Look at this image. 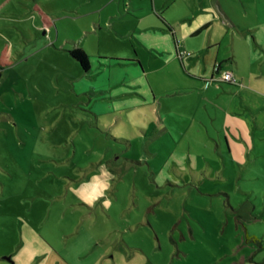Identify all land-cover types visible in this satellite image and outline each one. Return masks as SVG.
<instances>
[{"label": "rangeland", "instance_id": "rangeland-1", "mask_svg": "<svg viewBox=\"0 0 264 264\" xmlns=\"http://www.w3.org/2000/svg\"><path fill=\"white\" fill-rule=\"evenodd\" d=\"M35 4L53 18L46 32ZM81 6L0 0V52L7 44L11 62L0 77V251H16V264H70L72 243L84 252L89 241L108 256L88 264H264V160L215 159L204 135L188 142L157 110L121 111L124 123L96 112L85 81L83 93L74 89L68 51L78 43L92 61L117 50L84 33L95 16H80ZM152 117L158 132L146 139L137 125ZM130 126L140 137L128 146L118 138L134 139ZM209 164L214 178L204 177ZM22 238L39 249L34 261L17 251Z\"/></svg>", "mask_w": 264, "mask_h": 264}, {"label": "crops", "instance_id": "crops-1", "mask_svg": "<svg viewBox=\"0 0 264 264\" xmlns=\"http://www.w3.org/2000/svg\"><path fill=\"white\" fill-rule=\"evenodd\" d=\"M81 4L86 9L80 16H95L84 33H96L117 50L110 54L99 49L88 71L68 51V62L77 71L74 89L83 93L87 88L96 112L119 123L123 122L121 111L132 115L134 108L146 107L153 114L157 110L167 128L170 121H178L188 142L195 144L204 135L215 159L231 155L234 160L237 152L235 158L246 163L254 155L264 160V0H81ZM49 16L52 25L47 28L39 18L45 32L54 25ZM56 44L55 39L51 45ZM218 66L234 72L239 83L216 82ZM79 79L88 87L78 84ZM104 98H119L123 106L98 102ZM179 98L187 103L184 111L177 109H182ZM173 99L177 100L173 103ZM152 118L137 125L146 139L158 132L157 120ZM205 128L214 136L209 141ZM130 130L134 139L125 131L118 138L128 146L140 137L135 127ZM179 165L175 159L172 166ZM206 168L193 171L204 170V177L214 178L217 171L211 164ZM109 172L105 170L107 179L115 176L112 169ZM21 225L24 230L23 219ZM26 228L31 230L28 224ZM72 246L64 255L70 264L108 256L103 249L90 252L94 245L89 241L84 252ZM17 251L31 261L39 254L23 238ZM0 259L8 260L6 264L19 261L14 250L0 251Z\"/></svg>", "mask_w": 264, "mask_h": 264}, {"label": "trees", "instance_id": "trees-1", "mask_svg": "<svg viewBox=\"0 0 264 264\" xmlns=\"http://www.w3.org/2000/svg\"><path fill=\"white\" fill-rule=\"evenodd\" d=\"M33 10L38 13V16L40 18V21L42 23V26L44 28H47L49 26L52 25V21L51 18L49 16V14L44 11L38 4H35L33 6ZM71 55L80 62V64L82 65V67L84 68V70L88 71L90 69V59L88 54L81 48V47H75L73 49L70 50ZM8 45L5 44L0 52V69H5L6 67H8L9 65H11V62L8 59ZM116 60H120V59H116ZM183 64L185 65V60L184 58H181ZM218 69H220V67L218 66ZM0 77H1V71H0ZM216 82H219L215 79ZM230 83V82H229ZM249 239L252 238L254 240H257L256 236H251L248 235L247 236Z\"/></svg>", "mask_w": 264, "mask_h": 264}, {"label": "built area", "instance_id": "built-area-1", "mask_svg": "<svg viewBox=\"0 0 264 264\" xmlns=\"http://www.w3.org/2000/svg\"><path fill=\"white\" fill-rule=\"evenodd\" d=\"M215 79L219 82L239 83V79L234 72L225 69H219Z\"/></svg>", "mask_w": 264, "mask_h": 264}, {"label": "water", "instance_id": "water-1", "mask_svg": "<svg viewBox=\"0 0 264 264\" xmlns=\"http://www.w3.org/2000/svg\"><path fill=\"white\" fill-rule=\"evenodd\" d=\"M7 259H10V257L6 256Z\"/></svg>", "mask_w": 264, "mask_h": 264}]
</instances>
